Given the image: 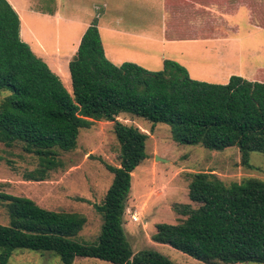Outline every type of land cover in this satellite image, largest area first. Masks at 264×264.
<instances>
[{"label":"trees","instance_id":"obj_1","mask_svg":"<svg viewBox=\"0 0 264 264\" xmlns=\"http://www.w3.org/2000/svg\"><path fill=\"white\" fill-rule=\"evenodd\" d=\"M71 88L21 37L20 15L0 0V141L21 144L39 159L30 180H45L64 167L62 151L77 148L83 127L113 121L120 143V165L104 161L113 181L102 202L101 233L93 242L79 238L88 216L54 210L30 197L0 192L9 222H0V264L18 249L53 251L63 264L94 257L116 264H177L155 249L134 253L126 237L124 215L134 170L149 156L150 134L118 119L132 115L171 126L184 143L213 150L238 147L240 163L254 168L250 154L264 153V81L232 75L227 83L193 78L179 62L166 59L154 71L136 62L116 64L106 53L95 18L69 63ZM11 163L10 160H8ZM189 197L198 204H176L186 216L161 222L156 241L207 264L264 263V180L247 177L225 183L216 173L192 174ZM88 201L85 198H79Z\"/></svg>","mask_w":264,"mask_h":264},{"label":"rangeland","instance_id":"obj_2","mask_svg":"<svg viewBox=\"0 0 264 264\" xmlns=\"http://www.w3.org/2000/svg\"><path fill=\"white\" fill-rule=\"evenodd\" d=\"M12 1L20 15L23 32L25 31L22 39L31 48L37 50H41L37 41H43L53 49L58 46L70 51L75 32L79 31L86 11L91 6L90 0ZM60 2L59 13L63 18L54 15ZM98 5L99 8L94 10L95 13H100L97 11H102L104 8L102 3ZM42 7L47 9L48 14L40 12ZM151 14L153 19L157 18L153 10ZM65 17L67 19L74 17V20L67 21ZM248 27L247 19H243L239 24L238 32L228 35L233 41L226 47L221 43L213 47L205 44L180 46L189 61L184 66L190 75L198 80L224 84L230 80L229 73L249 78L256 72L257 67H264V50L260 49V46L264 45V30L255 29V34L253 35V32L251 35ZM28 28L33 30L34 37H31L30 33L26 34ZM147 45L148 40H144L138 42L135 49L121 47V50L129 54L136 53L146 61V58L150 59L149 52L157 54L160 49L156 41L152 48ZM174 46H167L168 53H174ZM140 61L142 63L140 65L149 67L147 62ZM152 67L154 68L151 70L158 71L164 68V64L158 68ZM57 70L59 73L55 72L70 89L69 65L66 66L61 61ZM1 97L0 95V99ZM118 119L139 126L150 134L147 141L149 156L133 172L132 187L124 215L126 237L134 253L155 249L177 264H207L170 244L156 241L154 235L157 224L161 222L175 224L186 218L176 211V204L190 203L193 207H198V204L189 197V183L193 173L213 172L227 184L251 176L264 180V153L251 152L250 160L254 168H248L240 163L241 152L236 146L213 150L201 144H189L177 140L167 123H158L152 130V123L142 118L121 114ZM60 156L64 160V167L51 171L45 180H30L26 174L39 166L38 157L25 152L21 144L7 146L0 141V192L30 197L45 208L86 214L88 222L80 232L79 238L93 242L100 235L103 222L101 214L94 205L103 201L114 177V174L106 168L104 161L112 165H120V143L114 133V122L95 121L91 126L83 127L77 148L72 151H62ZM157 156L165 160H158ZM135 212L139 216V221H134L131 217ZM0 222L4 224L9 222L8 210L2 201H0ZM8 264H63V262L53 251L18 248L10 256ZM74 264L116 263L94 257H77ZM233 264L264 263L251 261Z\"/></svg>","mask_w":264,"mask_h":264},{"label":"crops","instance_id":"obj_3","mask_svg":"<svg viewBox=\"0 0 264 264\" xmlns=\"http://www.w3.org/2000/svg\"><path fill=\"white\" fill-rule=\"evenodd\" d=\"M9 1L16 7L12 0ZM99 3L104 8L97 11L100 13H95ZM60 4L61 2L54 15L63 18L59 13ZM90 5L79 31L75 32L70 51L58 46L53 49L43 41H37L41 50L32 48L38 56H45V61L54 71L59 73L57 68L61 61L66 66L69 65L84 33L95 18L98 19L105 53L111 61L116 64L125 61L142 64L140 60H143L147 62L149 67H146L149 69L154 68L152 66H162L166 59L177 60L186 66L189 61L184 56L185 51L180 48L182 45L205 44L213 47L221 43L226 47L233 41L228 35L238 32L243 19H247L251 35L255 29L264 30V0H90ZM40 10L43 14H48L47 9L42 7ZM152 10L156 13V19H153ZM65 19L70 21L68 19L72 18ZM29 33L34 37L33 30L28 28L26 34ZM23 35L25 36V31L21 27V37ZM144 40H148L149 48L153 47L151 43L154 41L160 45L158 55L149 52L150 59L146 58L145 61L136 53L129 54L121 50V47L135 49L137 43ZM168 45H175L174 53H168ZM260 49L264 50V45ZM210 55L213 56L211 53ZM53 61L55 62L52 63ZM232 75L233 73H229L228 78ZM248 79L264 81V67H257L256 72Z\"/></svg>","mask_w":264,"mask_h":264},{"label":"built area","instance_id":"obj_4","mask_svg":"<svg viewBox=\"0 0 264 264\" xmlns=\"http://www.w3.org/2000/svg\"><path fill=\"white\" fill-rule=\"evenodd\" d=\"M131 217H132V219L134 220V221H139V216H138V214L135 212V213H133L132 215H131Z\"/></svg>","mask_w":264,"mask_h":264},{"label":"water","instance_id":"obj_5","mask_svg":"<svg viewBox=\"0 0 264 264\" xmlns=\"http://www.w3.org/2000/svg\"><path fill=\"white\" fill-rule=\"evenodd\" d=\"M157 159H158V160H163V161L165 160V158H162V157H160V156H157Z\"/></svg>","mask_w":264,"mask_h":264},{"label":"bare ground","instance_id":"obj_6","mask_svg":"<svg viewBox=\"0 0 264 264\" xmlns=\"http://www.w3.org/2000/svg\"><path fill=\"white\" fill-rule=\"evenodd\" d=\"M41 30H42V29H41ZM43 35H44V34H43ZM151 44H152V46H153V45H154V42H152Z\"/></svg>","mask_w":264,"mask_h":264}]
</instances>
